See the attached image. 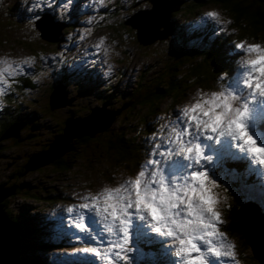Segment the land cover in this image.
I'll return each instance as SVG.
<instances>
[{
    "label": "rangeland",
    "instance_id": "rangeland-1",
    "mask_svg": "<svg viewBox=\"0 0 264 264\" xmlns=\"http://www.w3.org/2000/svg\"><path fill=\"white\" fill-rule=\"evenodd\" d=\"M165 1L174 2V0ZM224 9L225 7L218 3H204L196 7L191 0H184V5L182 7L180 5L177 12H173L170 17L174 21V26L169 35L160 40L151 38L149 42L143 43L133 37L136 34L135 25H131L130 22L136 16L139 18L137 24L146 20L148 30H152L150 34L141 32L142 40L154 36L153 31H156L155 35L166 34L168 31L157 33L163 28L154 25V20L159 21L160 24L164 23V19L160 20L159 15L164 17L165 8L158 3V0H105L103 5L99 3V0H0V56L8 55L17 59L34 58L31 67L24 65V73L17 75L14 79L9 78L10 87L7 88L4 96L5 105L0 107V121L2 122L0 125H6L3 128L10 135L21 134L26 124L32 123V129L40 128L38 136L46 141L48 137L43 128L46 124L53 123L48 115L50 114L47 109L48 105L58 106L54 108L51 115L64 120L76 119L77 115H82L76 106L80 109L89 107L95 109L93 115L85 120L76 122L69 120L68 131H71V128H80L84 131L88 127H95L97 120L104 113L108 114V120L112 122L115 109L122 107L121 114L115 113L117 117L108 129L113 131L114 128H127L130 138L131 136L136 139L143 137L146 143H143L137 151L143 152L147 157L152 156L154 153L152 147L147 149L151 136L146 132L141 136L139 134L141 129L137 133L138 128L135 125L138 122L137 117L131 112L126 113L124 106L132 105V101L128 99L130 90L137 85V78L139 73L141 76V71L150 70L149 74L152 78L155 72L164 65L165 69L169 67L166 62L169 63L174 56L169 50L164 51L165 43L163 42L172 37L176 54L183 50L191 54L204 48L198 52L201 58V55L205 57L208 55L210 44L219 47V52L216 51L217 56H214L216 59L214 67L225 70L217 75L220 77L216 79L215 87L219 90L223 87L226 91H230L228 79L235 78L236 73L241 69L242 57L248 55L244 51L233 49L239 43H253V40L243 39L244 36L239 33V26L233 24V19ZM211 12H216L218 18L209 16L210 20H208L204 17ZM134 13L138 14L133 15ZM121 19L126 22L122 24ZM197 19L199 20L196 21ZM129 29L130 34L126 32ZM174 29L178 32L174 33ZM102 38L105 41L104 47L99 44ZM108 46H111L113 50L110 57L104 53V48ZM196 55L195 53L192 57ZM185 57L189 58V54ZM183 62L184 60L180 63H173L175 67L180 66L182 73H186L188 67ZM188 62L192 71L197 72L201 69L205 73L200 75L204 77L207 72L209 73V66L204 65L201 59L195 61L194 58H190ZM110 65L113 71L109 74ZM41 74L46 78L40 83L34 82V78ZM227 74L230 76L227 77ZM179 75L176 74L174 80ZM161 78L162 75L158 80ZM219 78H221L220 81ZM191 80L194 82L190 76L174 81V85L183 90L177 102L164 97L160 104L155 105V108H160L162 111L150 120L151 124L163 128L162 131L154 126L150 129L164 137L165 145L171 139L173 124L180 117V112L174 105L190 100L199 88L193 86L194 84L189 85ZM209 80H205V83H209ZM111 88L112 91L109 93ZM205 88L204 85L199 89L205 90ZM168 91L167 89L166 92ZM121 93L123 94L121 101L110 100ZM239 97L240 99L247 98L248 94L242 93ZM36 109H42L43 112L36 111ZM6 112H8L7 116L4 115ZM18 112L31 116L35 120L28 122L20 117L23 120V123H20L19 119L14 118ZM173 116L174 122L170 126L169 120ZM184 123L187 122L184 121ZM29 138L31 137L26 135V139L22 140L23 144L22 142L16 144L12 136L7 137V141L0 142V148L5 149L0 152V185L6 188L12 182L9 175L20 167L24 175L19 174L18 178L24 176V180L36 184L42 190L46 189V197L51 199V201L32 200V198L14 197L13 194L2 199L4 204L1 207L2 215L5 210L23 213L24 210L29 209L22 226L25 237L22 232L20 233L23 242L21 258L28 264H100L97 256L83 251L87 247L86 241L76 243L75 240L80 239L83 234L77 235L70 231L65 209L76 212L75 203L78 201H91L92 194L105 184L118 185L133 180L141 169L135 168L137 163L135 165L130 163L129 169L115 165V168L103 171L108 161L104 160L103 155H101L102 159L97 157L99 148L90 145L76 149V154L79 156L70 170L63 171L60 168H57L60 172L51 170L53 162L63 157L54 151L52 155H46L40 159L39 166L44 163L40 170L33 168L27 170L23 156L32 155L37 152L38 148V143L28 140ZM66 141L67 136H64L55 145L62 146ZM200 143L202 144V141ZM55 155L58 157L52 158ZM62 160L64 159L59 160L60 164ZM20 163L23 166H20ZM32 165L36 166V162ZM211 178L213 179L214 175ZM216 178H225L229 183H236L238 190L233 194L242 208L246 206L242 204L253 202L255 205L249 206L255 208L256 212H264V187L249 178L245 164L219 173ZM51 189L55 195L49 191ZM8 202H11V207L6 206ZM246 225L250 223L246 222ZM222 231L228 238L230 237L225 230L222 229ZM98 234V237L102 236L101 232ZM235 237L239 240L238 236ZM246 238L252 245L255 256L264 260L259 246L249 239L253 238L250 233ZM230 243L235 246L239 264H263L253 255L250 245L245 250L246 253L242 252L240 255L237 241L232 238ZM261 245L264 246V244ZM148 263V258L134 257L122 264Z\"/></svg>",
    "mask_w": 264,
    "mask_h": 264
},
{
    "label": "trees",
    "instance_id": "trees-1",
    "mask_svg": "<svg viewBox=\"0 0 264 264\" xmlns=\"http://www.w3.org/2000/svg\"><path fill=\"white\" fill-rule=\"evenodd\" d=\"M182 1L181 7L184 5V0ZM194 6L198 7L203 5L204 3H218L225 7L224 10L228 11L229 15L233 19V24L239 26L240 29V35L244 36L243 39L249 38L253 40V43H261L264 44V0H191ZM195 9V8H194ZM106 12V11H105ZM103 12V13H105ZM142 13V12H138ZM138 13H134L133 15H136ZM118 18V17H117ZM173 21V20H172ZM122 24H124L126 21L121 19ZM174 26V21H173ZM128 34H130V29L126 31ZM178 30L174 29V33H177ZM178 35V34H177ZM133 37L136 38V34L133 35ZM52 41L54 39H51ZM263 42V43H262ZM163 43H165V49L164 51H170L172 55L174 56V59L169 60L168 64L169 67L166 71L165 65L163 68H160L155 72L154 76L151 78V75L149 74L150 70L143 72L141 71L137 78V85L135 87H132L130 90V95L128 97L129 100L132 101V105L124 106L126 109V113L131 112L133 113L137 119L138 122L135 124L138 128L137 133H139V129L142 131L139 133L141 136L145 133L150 131L152 124L151 119L155 117L156 114L160 113L162 110L159 108H155V105L160 104L162 99L164 97H167V99H173L174 102H177L179 100L183 93L182 88L176 87L174 85V81L176 80H183L185 78H188L191 76L193 80H191V83L189 85H193L199 88H202L204 85L206 86L205 90L208 89H215V82L217 77L220 73H222L225 69L224 68H215V62L216 59L214 56H217V52H219V47H216L214 44H210V50L208 52V55L199 57L198 52L203 50L204 48L194 51V53H186V51L178 52L177 54L174 52V38L166 39ZM58 44V41L56 45ZM214 49V50H213ZM178 51V50H176ZM197 54L196 56L192 57L194 54ZM187 54H189V58L185 57ZM194 58L195 61H199L201 59L202 63L206 66H209L210 70L209 73L207 72L204 77V75H200L201 73H205L203 70H198L197 72L192 71L189 59ZM181 60H184L183 63L187 64V72L182 73L180 70V66L175 67L174 63H180ZM174 63H173V62ZM214 61V62H213ZM174 67V68H173ZM176 74H180L177 79L174 80V76ZM160 75H162V78H160ZM227 77L230 75L227 74ZM210 77V80H209ZM221 78H219L220 81ZM205 80H209V83H205ZM226 83V82H225ZM167 89L169 90L168 92ZM218 89V88H216ZM221 89V88H220ZM222 90H225L222 87ZM112 88L109 89V93H111ZM123 97V94H118L115 98L110 99L111 101L118 102L121 101ZM175 98V99H174ZM103 101H101L102 103ZM175 107L177 105H174ZM136 107V108H135ZM49 109V117L53 120V123L46 124L44 126V131L47 133V140H42L38 134L40 128L32 129L31 124H26V127L23 129L21 134H7L5 132L6 125L2 124L0 125V142L7 141V137H14V142L16 144H19L18 142H22L23 144L24 140L26 139V135L30 136L28 140L35 141L38 143L37 152L33 154H37L42 152L43 150L47 149L50 141L49 140H55L56 143L64 137L60 136L62 131L65 129L63 126L64 119L57 118L56 115H51L52 111L54 110L53 106L47 107ZM76 109L82 113V115H77L76 119H71L74 122L76 121H82L87 119L92 115L90 113L91 109H80L76 106ZM137 110V111H135ZM36 111L43 112L42 109H36ZM115 111H119V115L122 112V107H117ZM135 111V112H134ZM8 114V112L4 113V115ZM7 116V115H6ZM22 117L23 119H26L28 122H32L35 119L31 116L24 115L21 112H18V114L14 117L15 119H19L20 123H23V120L20 119ZM117 117V116H116ZM116 117L113 118L112 124L114 123ZM150 118V119H149ZM0 123H2L0 121ZM34 123V122H33ZM111 124V125H112ZM154 126V125H153ZM157 129H160L162 131L163 127H157ZM109 128V127H108ZM104 130L103 132L97 133L96 135L90 137L87 135L81 136L77 139H74L72 142V148L67 153H65V157L62 158L64 160L61 161V164L59 162L60 159H56V161L52 164V171L58 172L59 170L57 168H60V170L65 171L70 170L74 166V162L78 159V154H76V149L80 147L95 145L99 148L98 156L101 157L103 155L105 157V161H108V165L103 171H106V169L115 168V165H118L119 168H126L129 169L130 163H137L136 169H141L145 165V158H147V155H145L143 152H138L137 150L141 148V145L143 143H146V141L143 140V137L141 139H136L134 136L129 137L128 129L127 128H114L113 131H110L109 129ZM41 133V132H40ZM156 135V134H155ZM23 140V141H22ZM157 140L152 139L149 141L147 145V149L151 147L152 143L156 142ZM101 148V149H100ZM146 149V150H147ZM5 149L0 148V152L4 151ZM149 156V155H148ZM29 155L23 156L24 163L26 162ZM98 159V158H96ZM72 162V163H70ZM20 166H23L20 163ZM37 171L40 170V168L36 169ZM23 171L20 170V167L12 172V174L9 175V178L12 182L6 186V188H10L11 186L15 185V189L13 191L14 197L19 198H32V200H40V199H47L48 201H51V199L46 197V189L42 190L39 188L36 184H31V182H28L24 180V176H21V178H18V175H24L22 173ZM60 172V171H59ZM221 172V171H220ZM139 173V172H137ZM219 174V172L216 173V175ZM222 178V177H220ZM216 178L214 175V182L218 183L220 185V191H223V193L228 197V204L222 207V214L224 216V220L226 223L222 226V229L225 230L232 238H234L237 241L238 248L241 253H246L245 250L249 248V243L247 242L246 235L244 233V229L242 228L243 223L244 225L246 222L250 223V219L247 218V216L243 213V209L241 205H238V199L234 196L233 192L238 190V186L232 183H229L225 180V178L220 179ZM29 183V184H28ZM36 185V187L34 186ZM229 188H228V187ZM50 192L55 195V192L51 189ZM10 198V197H9ZM53 198H57V196H53ZM2 206L4 205L2 201L0 202ZM243 205V204H242ZM6 206L11 207V202H8ZM29 212V209L24 210L22 213L21 211L18 212H7L4 211V216L10 220L12 223H17L20 227L23 226V221L26 218V213ZM248 215V214H247ZM250 215V214H249ZM255 219V218H254ZM257 221V220H256ZM255 223V222H254ZM248 227V226H246ZM254 227V226H253ZM23 228V227H22ZM253 230V229H252ZM22 231L23 237H25L24 230ZM248 232V231H246ZM250 233V231H249ZM238 236L239 240L235 237ZM240 241V243H239ZM27 245H25L26 247ZM251 249V245H250ZM256 257V256H255ZM19 259V258H18ZM20 260V259H19ZM21 261V260H20ZM42 263V262H40ZM153 264V263H152Z\"/></svg>",
    "mask_w": 264,
    "mask_h": 264
},
{
    "label": "snow or ice",
    "instance_id": "snow-or-ice-1",
    "mask_svg": "<svg viewBox=\"0 0 264 264\" xmlns=\"http://www.w3.org/2000/svg\"><path fill=\"white\" fill-rule=\"evenodd\" d=\"M100 4H104L105 0H99ZM210 17L218 18L216 12L208 13ZM100 46L104 47V40H100ZM237 47L246 52L249 55L256 54L255 59L250 63L252 64L251 72L248 73L244 81V87L250 92V100L254 101L256 98H264V48L258 47L257 43L245 45L244 43L237 44ZM106 49V47L104 48ZM34 58L25 59L22 66L6 65L0 69V79L15 78L25 72L24 65L29 66ZM260 65L257 67L256 65ZM4 90V84L0 83V92ZM253 119V107L251 103H243L238 110V117L235 121V127L229 128L226 134H216L215 130L211 134L200 133L192 134V130L188 127L187 123H182L184 120L179 117L172 126V130L175 129L177 135H175L165 150V153H157L158 155H165V160L152 161L154 165L153 171L148 174L146 178L145 171L141 170L138 176L130 181V184L136 189L140 195H149L152 193H159L161 191L171 190L177 193L179 200L170 205L166 210L170 211L171 215L175 218L176 224L175 229L169 230V237L172 239L179 240L181 244L180 251L183 253V262L180 260V264H212L210 257L215 258L217 261H221V258H230L234 264H237L235 246L230 242H227L225 233L222 231V226L226 223L221 213L217 211L218 200L212 191L215 184L208 188L209 196L211 197V204L207 203L204 199H200V207L203 208L204 212L207 213L205 216L203 213L200 214L199 219H193L194 213L188 207L189 201L194 197L191 195L193 191L199 192L198 188L193 186V177H200L207 180L210 177V173L207 165L212 164L216 159L212 155H205V148L202 147L201 139L207 141H213L219 144L222 138H230L233 141V151L237 152L240 157L247 156L252 160L254 166H261V171H264V145L258 143L257 137L250 132L249 122ZM184 133L188 135L187 141L184 140ZM184 142L186 144H195L198 148V152L195 157L185 159L184 157L175 155L174 144ZM160 148L161 145H156ZM174 158H182L188 165L187 174L185 175H173L169 176L166 171V161H172ZM229 155L223 159H235ZM161 179L164 183L161 184ZM178 181H182L179 183ZM182 184V187L179 185ZM220 186V185H219ZM207 187V185H205ZM186 191L188 194H186ZM109 198L114 199L111 193L105 195V200ZM199 199V197H195ZM99 202V198L92 199V203L82 204L81 207L88 209L90 206L95 207ZM136 216L135 213L132 214ZM137 217V216H136ZM80 223L76 227L82 231L87 232L88 227L85 223V216H80ZM132 219L125 221V226L122 230L116 233V236L122 238L114 242V248L117 250L115 255L118 261L127 260L126 253L132 252L131 246L132 237L130 235ZM198 225V227H193ZM189 233L185 235V233ZM158 233V232H156ZM159 234V233H158ZM187 244L188 247H184ZM84 252H92L97 256L101 253L92 247H86L83 249ZM124 253L125 255H121ZM175 255V252H174ZM176 256V255H175ZM115 264V262H114ZM222 264H229L228 261H222Z\"/></svg>",
    "mask_w": 264,
    "mask_h": 264
},
{
    "label": "clouds",
    "instance_id": "clouds-1",
    "mask_svg": "<svg viewBox=\"0 0 264 264\" xmlns=\"http://www.w3.org/2000/svg\"><path fill=\"white\" fill-rule=\"evenodd\" d=\"M114 43L115 42H113V44ZM257 46L264 48V44L261 43H257ZM112 51L111 46L104 49L105 55L109 57ZM115 54L119 55V53ZM255 55L256 54H248L242 57L240 61V66L246 70V76L251 72L252 64L250 62L255 59ZM24 61L25 59H17L8 55H3L0 56V69L6 65L22 66ZM32 64L33 61L29 66L31 67ZM256 66L260 67L259 64ZM112 71L113 68L110 65L108 73L110 74ZM44 78L46 77L41 74V76L34 78V82L40 83ZM0 83L4 84V90L0 92V107H2L5 105L4 96L10 84L7 79H0ZM240 107V97L231 91L219 89L204 90L198 88L190 100L177 105V110L180 112V117L187 122L188 127L192 130V134H211L213 130H215L216 134H226L229 128L235 127V121L238 117V110ZM172 131L174 136L177 135L175 129ZM179 135H183L184 140L187 141L188 135L184 133H179ZM174 148L176 150L175 155L184 157L185 159L195 157L198 152V148L195 144H186L184 142L175 143ZM192 179L194 188L199 189V192L193 191L191 193L194 198L190 200L188 204V207L195 214L193 219L198 220L201 213L205 216L207 215L203 208L200 207V199H204L207 203L211 204L208 188L212 187L214 184L215 187L212 188V191L218 200L217 211L222 215L221 209L228 204V197L223 191H220L219 184L215 183L210 177H208L207 180L200 177H193ZM130 181L127 183L122 182L118 185H103L91 196V199L99 198L98 204L95 207L90 206L87 210L89 212H95L98 217L107 221L110 225L107 230L113 236H116V233L124 228L125 221L132 219V214L135 213L140 220L148 221L155 232H158L162 236L169 237V230L175 229L176 224L174 222L175 218L171 215L170 211L166 209L179 200L177 193L168 190L142 196L132 187ZM163 183L164 181L161 179V184ZM205 185H207V187H205ZM179 186L182 187V184ZM107 193H111L114 199L109 198L105 200V195ZM186 194H188L187 191ZM197 196L199 199L195 198ZM193 227H198V225H194ZM188 234L187 232L185 233V235ZM171 240L176 257L183 262V253L180 251L181 244L179 240ZM184 247H188V245L185 244ZM237 264H239V262H237Z\"/></svg>",
    "mask_w": 264,
    "mask_h": 264
},
{
    "label": "water",
    "instance_id": "water-1",
    "mask_svg": "<svg viewBox=\"0 0 264 264\" xmlns=\"http://www.w3.org/2000/svg\"><path fill=\"white\" fill-rule=\"evenodd\" d=\"M134 28H135L136 38L141 40L143 43L149 42L151 38H154V36H151L147 40H142L140 38L141 32L143 34L145 33L147 34L148 28H147L146 20L140 21L137 25L134 26ZM164 30L166 31V29ZM116 112L117 111H115L114 114ZM111 124L112 122L109 119L108 122L101 129H97L95 126V127H91L92 129L89 128L88 130H84V131H81L80 129L74 131H67L66 134L63 133L61 135V136L63 135L67 136V141L64 145L56 146L55 140L51 141L47 149L43 150L40 153L30 155L27 158V162L24 164V166L27 170L30 168L36 170L44 164L42 163L39 166V161L43 156L52 155L53 154L52 151L63 156L65 153L71 150L72 142L74 139H77L84 135L93 136L98 132L106 130L108 127L111 126ZM56 157L58 156L55 155L52 158H56ZM33 162H36V166L32 165ZM14 189H15V185L11 186L10 188H3V186L0 185V201H2L4 197L12 194ZM1 207L2 205L0 204V264H25L18 259V233H19L18 224L12 223L4 215H2ZM251 251L255 256L252 248Z\"/></svg>",
    "mask_w": 264,
    "mask_h": 264
},
{
    "label": "bare ground",
    "instance_id": "bare-ground-1",
    "mask_svg": "<svg viewBox=\"0 0 264 264\" xmlns=\"http://www.w3.org/2000/svg\"><path fill=\"white\" fill-rule=\"evenodd\" d=\"M158 3L161 4L164 8H165V15L164 17L160 16L159 15V19H164V23L163 24H160L158 23L159 21H155L154 20V25L155 27H159L161 26L163 29L160 30V31H157V33H163L165 30H168L166 34H162V35H155L156 34V31H153L155 32L154 34V38L155 40H160V39H163L165 37H167L170 33V30L173 29V21L170 19V17L172 16V13L175 12L177 9L180 8V5L182 3V1L180 0H174V2H167L165 0H158ZM15 4V3H14ZM123 8V7H122ZM155 8H153L154 10ZM177 12V11H176ZM94 13V12H93ZM138 16L134 17L131 19V22L130 24L131 25H136L137 22H138ZM152 30H148L147 34L151 33ZM75 35V34H74ZM55 96V95H54ZM56 97V96H55ZM53 102V97L50 99V103L52 104ZM108 114L107 113H104L98 120H97V126L96 128L97 129H101L107 122H108ZM107 119V120H106ZM104 122V124H103ZM90 129H92L91 127H89ZM12 197V196H11ZM7 200V199H6ZM249 205H255L253 204V202L249 203L248 205L246 206H243V213L246 215V213H249L248 215H246L251 221H250V225H243L242 227L244 228V233L246 235V237H248V233L250 231V235L253 237V238H249L251 240V242H255L256 245L259 246V251H260V254L261 256L264 257V246H262L261 244H264V212L263 213H260V212H256L255 209H253L251 206ZM255 218V219H254ZM257 220V221H256ZM255 222V223H254ZM256 225V226H255ZM246 229H245V227ZM254 226V227H253ZM253 229V230H252ZM22 230V227H19V233H18V258L22 261V262H25L28 264V262L24 259L21 258V255H22V249H23V242H22V238H21V235H20V231ZM248 231V232H246ZM100 233V232H98ZM253 234V235H252ZM258 237H261L260 239ZM247 239V238H246ZM248 242V240H247ZM249 243V242H248ZM250 244V243H249ZM251 245V244H250ZM251 248L253 249L252 245H251ZM254 250V249H253ZM253 253V252H252ZM259 259L261 260V262L264 264V260H262V258L259 257Z\"/></svg>",
    "mask_w": 264,
    "mask_h": 264
},
{
    "label": "crops",
    "instance_id": "crops-1",
    "mask_svg": "<svg viewBox=\"0 0 264 264\" xmlns=\"http://www.w3.org/2000/svg\"><path fill=\"white\" fill-rule=\"evenodd\" d=\"M50 99V98H49ZM54 108H56V107H58V106H53ZM95 109H91V111H90V113H92V115H93V113L95 112L94 111ZM119 111H117L116 113H118ZM91 115V116H92ZM114 117H115V114H114ZM113 117V118H114ZM68 121H69V118L68 119H65V121H64V124H65V126H63V128L65 129L64 131H62V133L60 134V136L64 133V134H66L67 133V131H68ZM77 129H80V128H71V131L73 130H77ZM89 129V127L87 128V130ZM97 134V133H96ZM96 134H94V135H96ZM93 135V136H94ZM64 136H66V135H64ZM88 136V135H87ZM90 137H92V136H90Z\"/></svg>",
    "mask_w": 264,
    "mask_h": 264
},
{
    "label": "flooded vegetation",
    "instance_id": "flooded-vegetation-1",
    "mask_svg": "<svg viewBox=\"0 0 264 264\" xmlns=\"http://www.w3.org/2000/svg\"><path fill=\"white\" fill-rule=\"evenodd\" d=\"M22 231H20V233H21Z\"/></svg>",
    "mask_w": 264,
    "mask_h": 264
}]
</instances>
